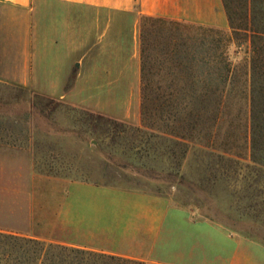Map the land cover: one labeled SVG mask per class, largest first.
I'll return each instance as SVG.
<instances>
[{"label":"crops","instance_id":"crops-1","mask_svg":"<svg viewBox=\"0 0 264 264\" xmlns=\"http://www.w3.org/2000/svg\"><path fill=\"white\" fill-rule=\"evenodd\" d=\"M144 16L230 27L223 0H0V85L139 118ZM38 178L32 146L0 138L5 203L22 195L23 181L37 188ZM65 189L62 220L87 237L81 247L143 264H264V241L231 235L228 223L198 219L161 194L71 179Z\"/></svg>","mask_w":264,"mask_h":264},{"label":"rangeland","instance_id":"rangeland-1","mask_svg":"<svg viewBox=\"0 0 264 264\" xmlns=\"http://www.w3.org/2000/svg\"><path fill=\"white\" fill-rule=\"evenodd\" d=\"M151 102L143 114L142 95L139 118L118 120L0 85V138L31 145L39 172L37 188L23 181L16 202L5 203L0 194V229L85 242L62 220L65 179H71L161 194L190 206L198 219L228 223L231 235L264 241V162L243 141L220 140L216 148L206 139L176 143L161 132V101Z\"/></svg>","mask_w":264,"mask_h":264},{"label":"trees","instance_id":"trees-1","mask_svg":"<svg viewBox=\"0 0 264 264\" xmlns=\"http://www.w3.org/2000/svg\"><path fill=\"white\" fill-rule=\"evenodd\" d=\"M223 5L230 31L143 17V114L158 99L161 132L176 143L206 139L216 148L220 140L243 141L253 159L264 162V0H223ZM0 264L143 262L0 229Z\"/></svg>","mask_w":264,"mask_h":264}]
</instances>
